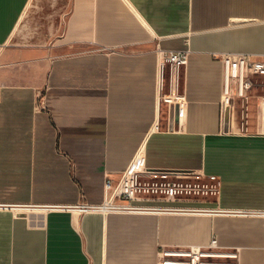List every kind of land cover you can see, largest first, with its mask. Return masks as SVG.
Returning <instances> with one entry per match:
<instances>
[{
	"label": "crops",
	"instance_id": "0c3cea01",
	"mask_svg": "<svg viewBox=\"0 0 264 264\" xmlns=\"http://www.w3.org/2000/svg\"><path fill=\"white\" fill-rule=\"evenodd\" d=\"M158 49L188 53L174 105ZM244 53L264 60V0H0V264H157L213 237L223 262L264 264V75L223 106L219 56ZM137 152L217 188L75 208Z\"/></svg>",
	"mask_w": 264,
	"mask_h": 264
},
{
	"label": "built area",
	"instance_id": "2783aa9c",
	"mask_svg": "<svg viewBox=\"0 0 264 264\" xmlns=\"http://www.w3.org/2000/svg\"><path fill=\"white\" fill-rule=\"evenodd\" d=\"M157 101L169 104L179 103L181 95L179 85L181 69L188 60L187 51L157 50ZM223 65L224 93L223 106H229V80L237 81V93L250 86L249 76L253 74L264 75V60H253L249 54H221L219 56ZM160 93V96H159ZM142 177V179H141ZM145 178V179H144ZM175 178V179H174ZM185 179V180H182ZM190 173L172 171H156L147 169L144 165L143 155L136 153L129 165L120 174L118 180L113 182L105 179L104 188L106 197L100 204L81 203L75 208L82 212H109V211H148L150 207H143L133 203L135 200L149 195H159L167 199H174L185 194H213L216 184L210 182H197L189 180ZM188 250H179L159 245L156 252L157 264H212L203 260L209 255L207 248H217L216 239L204 247H184Z\"/></svg>",
	"mask_w": 264,
	"mask_h": 264
},
{
	"label": "rangeland",
	"instance_id": "374dc122",
	"mask_svg": "<svg viewBox=\"0 0 264 264\" xmlns=\"http://www.w3.org/2000/svg\"><path fill=\"white\" fill-rule=\"evenodd\" d=\"M141 179H142V177H141ZM182 180H185V179H182ZM150 194H153V193H149V195ZM175 249L188 250V248H175ZM206 252H208L209 255L204 257L203 260L211 262L212 264H228L226 261L223 262V260H225V258L223 256L222 252L219 251V249L207 248Z\"/></svg>",
	"mask_w": 264,
	"mask_h": 264
}]
</instances>
